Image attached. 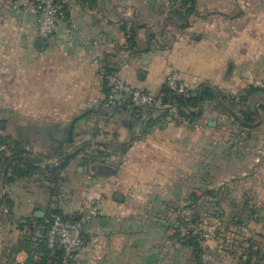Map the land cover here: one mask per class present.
<instances>
[{
  "label": "crops",
  "instance_id": "1",
  "mask_svg": "<svg viewBox=\"0 0 264 264\" xmlns=\"http://www.w3.org/2000/svg\"><path fill=\"white\" fill-rule=\"evenodd\" d=\"M183 1L93 0L89 5L67 0L58 29L44 38L37 29L38 12L32 0H0V134H17L26 150L24 157L43 160L34 162L36 168L58 165L59 159H51L48 151L71 144L61 136L76 118L72 141L75 136L90 139L91 149L85 152L98 149L110 154L102 163L112 171L101 174L89 164L91 176L78 179L84 212H77V219L93 205L100 213L86 222L73 264H140L141 257L145 264L149 258L182 264L175 262L181 259L180 252L186 253L190 264V251L171 227L177 206L165 195L183 193L186 202L188 194L203 188V178L218 177L221 160L227 175L247 178V190L259 196L244 199L248 208L255 210L256 203L264 207L263 95L255 97L259 121L253 127L241 126L229 114L206 105L197 124L184 125L168 117L143 130L149 118L159 116V111L148 110L132 133L127 124L130 113L109 109L105 103L102 64L118 71L133 87L152 93L160 92L174 71L188 91L206 84L239 95L249 86L261 87L264 0H195L186 17L174 16V10H185ZM130 33L135 34L132 44ZM211 120L216 123L210 124ZM48 131L59 137L52 140L56 144H25L28 134ZM3 145L7 148L0 151L10 156L13 144ZM121 145L127 147L125 152ZM219 154H226V159L219 160ZM83 156L82 152L73 158L61 175L72 172L74 162ZM2 165L3 159L0 264L39 260L37 248L48 213L59 209L66 214L69 203L58 200L61 188H52L55 183L40 173L10 180L14 163L4 165L8 174L1 171ZM91 194L97 200L86 201ZM165 209L173 211L166 218ZM150 210L163 215L150 218ZM171 241L177 251L169 248ZM260 246L261 242L254 244L264 254ZM247 254L244 249L238 260ZM203 258L206 264V248ZM253 259L257 261L256 256Z\"/></svg>",
  "mask_w": 264,
  "mask_h": 264
},
{
  "label": "trees",
  "instance_id": "2",
  "mask_svg": "<svg viewBox=\"0 0 264 264\" xmlns=\"http://www.w3.org/2000/svg\"><path fill=\"white\" fill-rule=\"evenodd\" d=\"M89 2V5H93V0H83ZM195 0H184L183 7L184 11L174 10L172 14L176 17H186L188 13L193 10ZM191 6H188V4ZM65 9V5H64ZM124 30L128 32L127 28L124 26ZM135 34L130 33L128 40L131 44L134 42ZM106 70H111L106 66ZM104 91L106 93L105 103L108 102L109 95L112 93L108 85V80L105 75L104 82ZM162 92L165 93L164 102L173 103L178 109V114L180 116L186 117L193 122H198L205 114V106L209 105L213 110L221 113H226L232 116L236 121L239 122L241 126L244 127H253L258 123L259 112L255 104V97L257 95L264 96V89L260 86H249L242 94L239 95H228L222 91L210 86V85H201L195 90H189L186 94H178L168 88L163 86ZM123 109L130 113V119L127 124L130 126L132 133L134 132V126L136 123L143 121V115L148 110L159 111V116L151 117L146 122L143 130H147L151 125L162 122V119L171 117L173 120H176L174 114L167 107H157V106H142L134 104L130 98L126 99L123 104L115 106L114 109ZM85 118H88L86 116ZM177 121V120H176ZM7 141L13 143L10 151V156H6L3 151H0V160L3 159V165L1 166V171L4 174H8V169L6 170V163H9L12 166L11 176L8 179H18L28 176H32L34 173L38 172L40 175L45 177L47 180L58 182L61 171L68 167L71 160L75 158L78 154L84 153L82 157V162L84 164H97L104 162L103 157L110 155L106 151H100L98 149H93L90 152H85V150L91 149L90 145L91 140H86L81 144H67L66 146H60L54 148L55 155L59 159L58 165L54 164H45L44 167H35L34 162H42L43 160L34 159L31 157H24V152L26 151L23 147L22 140L19 138H13L11 135H2L0 134V145H3ZM96 144V143H95ZM123 152L127 150L125 145H121ZM72 148V149H71ZM69 149V150H68ZM26 153V152H25ZM5 165V166H4ZM6 170V173H5ZM224 189L222 187L210 188L203 187L201 190L192 191L186 197V205L183 209L189 211L188 215L182 216L180 212L177 213V217L171 224L172 229H174V236L178 238L180 243L190 251V264H203L204 263V253L205 247L203 245V238L199 232H194L192 229H189V220L193 223L203 222L204 213L208 210H218V213H215L218 218L222 219L224 216V209L221 208L222 198L224 194ZM208 200L209 205H206ZM248 201H244V209L248 208ZM251 213H255L254 208H250ZM54 213L61 214L66 219L76 220V216H70L64 214L59 209H52L48 213V221L44 223L43 227V237L38 244L37 251L40 253L39 260H34L32 257L30 261L25 264H51L55 263L57 258L51 255L50 250L47 248L46 244V234L48 227L50 225L51 215ZM28 220H30L28 218ZM244 217L239 216L236 223H244ZM182 228H186L187 232L184 236L181 235ZM245 250L248 251L247 258L241 256L237 264H259L260 259L264 260V254L260 252L259 249L254 248V244L251 243L249 246L245 247ZM256 256L257 261H254L253 257Z\"/></svg>",
  "mask_w": 264,
  "mask_h": 264
},
{
  "label": "rangeland",
  "instance_id": "3",
  "mask_svg": "<svg viewBox=\"0 0 264 264\" xmlns=\"http://www.w3.org/2000/svg\"><path fill=\"white\" fill-rule=\"evenodd\" d=\"M14 139L17 138V134L12 136ZM86 141V140H85ZM73 144H81L83 141L79 136H75ZM23 143V141H21ZM4 144H13L11 141H7ZM25 144H56L54 143L50 137H48L44 133L37 134H28V138L25 140ZM48 151L51 156V159L55 158V146ZM46 149V146H44ZM72 149V148H71ZM47 151V150H46ZM46 157V154H43ZM226 154H219L218 159H226ZM81 157L77 161L74 162L72 172L61 175L58 183L54 185V189L61 188L60 192H57L58 200L62 202H68L69 208H64V212L70 216H78L77 212H84L82 201V183L78 181L79 178L84 176H91V171L89 169V164L80 165L82 162ZM49 159H46V161ZM214 162V161H212ZM208 163L209 162H205ZM45 164V163H44ZM222 167L219 168V175L217 176H207L206 179L203 178V185L212 186L214 188L223 187L224 194L221 196V208L224 209V216L222 219L215 216V213L220 211L218 210H208L206 211L205 216L203 217V222H201L202 226H200L201 238H203L202 242L206 248V264H237L239 262L237 256L240 252L244 251L245 247L249 246L251 243L255 244L258 242L262 243L260 246L264 250V207L261 203H256L255 213H251V210L244 209V199L246 198H255V200L259 199L258 195H254L249 190H247V186L249 181L248 179L242 176L232 177L231 175H227L225 162L221 160L219 163ZM81 167L82 170L78 171ZM98 175V174H96ZM86 180V179H85ZM212 180V182H208ZM52 184V183H51ZM227 187V189H226ZM64 188V190H63ZM63 192L65 193H62ZM56 192V191H55ZM176 194L170 193L165 195L166 200H171V202L176 205L177 213L180 212L182 216L188 215L189 211L183 209V207L187 204L184 201V194L180 193V196ZM96 195H90V199L87 198L86 201H94L97 200ZM56 197V196H55ZM174 199V200H173ZM264 200V197L262 198ZM71 201V202H69ZM178 201V202H176ZM206 205H209L208 200L205 201ZM259 202V201H258ZM172 204V205H173ZM173 212L171 210L165 209V218L167 212ZM162 216V212H157V210H150V218H156ZM244 217V223H236L238 217ZM141 220V219H140ZM139 220V221H140ZM145 224L148 221H140ZM172 232V231H171ZM174 233V232H173ZM258 240V241H257ZM262 240V241H260ZM145 244L150 243L149 240H144ZM162 242V241H160ZM172 251H177L176 247L173 245V241L169 245ZM152 247V244L149 245V249ZM144 250H148V246L143 247ZM143 250V249H142ZM171 253V252H170ZM181 253V259L178 260L176 258L175 262L182 261V264H189L186 262L187 255L184 252ZM235 255V257H234ZM173 259V258H172ZM144 258H140V264H145ZM146 264H162L157 263L155 260L148 259V263ZM174 264V263H172ZM260 264H264V260L260 259Z\"/></svg>",
  "mask_w": 264,
  "mask_h": 264
},
{
  "label": "built area",
  "instance_id": "4",
  "mask_svg": "<svg viewBox=\"0 0 264 264\" xmlns=\"http://www.w3.org/2000/svg\"><path fill=\"white\" fill-rule=\"evenodd\" d=\"M38 12L37 29L42 37L51 36L59 26L60 18L64 15V4L67 0H32ZM101 70L106 75L108 85L111 89L107 106L114 109L128 98L136 105L167 107L174 114L176 120L184 125H194L190 119L180 116L175 104L164 102L165 93L160 91L152 93L143 89L133 87L118 71L106 70L105 64ZM165 86L178 94L188 92L187 85L181 79L178 72H170L165 80ZM264 89V83L261 84ZM120 95L121 97H119ZM6 145H0V150L6 149ZM100 213V208L92 206L86 216L82 219H66L61 214L51 215L50 225L46 234L47 248L51 255L57 258L54 264H73L78 260L79 251L83 244V230L86 222ZM189 220V229L201 234V223H193ZM187 232L182 228L181 235ZM53 264V263H51Z\"/></svg>",
  "mask_w": 264,
  "mask_h": 264
},
{
  "label": "water",
  "instance_id": "5",
  "mask_svg": "<svg viewBox=\"0 0 264 264\" xmlns=\"http://www.w3.org/2000/svg\"><path fill=\"white\" fill-rule=\"evenodd\" d=\"M119 97H121L120 95H118ZM75 121L76 118H74L72 120V122L70 123V125L68 126L67 130L64 132V134L61 136L63 139H67L68 141H72L73 140V136H74V125H75ZM216 121L215 120H211L210 124H215ZM92 168L98 170L99 173L101 174H107L110 171H112L111 166L105 164V163H100V164H93Z\"/></svg>",
  "mask_w": 264,
  "mask_h": 264
},
{
  "label": "flooded vegetation",
  "instance_id": "6",
  "mask_svg": "<svg viewBox=\"0 0 264 264\" xmlns=\"http://www.w3.org/2000/svg\"><path fill=\"white\" fill-rule=\"evenodd\" d=\"M46 135H47L48 137H50L51 140H54V139L58 140V139H59V137L56 136V135L54 134V132H52V131H48V132H46ZM61 139H63V138H61Z\"/></svg>",
  "mask_w": 264,
  "mask_h": 264
}]
</instances>
